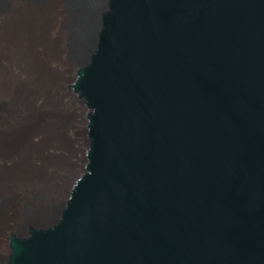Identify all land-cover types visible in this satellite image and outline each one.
<instances>
[{
	"label": "water",
	"instance_id": "water-1",
	"mask_svg": "<svg viewBox=\"0 0 264 264\" xmlns=\"http://www.w3.org/2000/svg\"><path fill=\"white\" fill-rule=\"evenodd\" d=\"M114 1L82 192L13 264H264V0Z\"/></svg>",
	"mask_w": 264,
	"mask_h": 264
},
{
	"label": "bare ground",
	"instance_id": "bare-ground-1",
	"mask_svg": "<svg viewBox=\"0 0 264 264\" xmlns=\"http://www.w3.org/2000/svg\"><path fill=\"white\" fill-rule=\"evenodd\" d=\"M81 11L83 56L70 59L71 15L66 0H0V237L3 220L18 236H11L12 252L34 246L60 231L73 196L82 192L85 175L64 199L73 180L83 173L85 150L92 145L83 135L75 142L82 115L75 110L76 98L68 91V78L78 69L72 85L77 95L80 76L104 33L106 5L114 0H69ZM106 3V5H105ZM80 98V97H79ZM96 122V112L89 114ZM82 134V133H81ZM88 166V164H87ZM32 229L25 235L29 228Z\"/></svg>",
	"mask_w": 264,
	"mask_h": 264
},
{
	"label": "rangeland",
	"instance_id": "rangeland-1",
	"mask_svg": "<svg viewBox=\"0 0 264 264\" xmlns=\"http://www.w3.org/2000/svg\"><path fill=\"white\" fill-rule=\"evenodd\" d=\"M66 5L67 8L70 12L71 15V24H70V28H71V37H70V41H69V49H70V59L73 61H80V59L83 56V50H84V45L81 44V38H80V34H81V29L83 30V32L86 31L84 23H82L80 21L81 18V11L75 7L72 2H70L69 0H66ZM79 70V69H78ZM76 71L75 73L72 74V76H70L68 78V84H67V89L69 92H71L74 97L76 98V107L77 109L75 110L77 115H82V121H80V123H76V127L80 129L79 132L81 133H76L72 138L75 142H78L81 140V135H83L84 139H86V143L89 142V137H88V122H89V114L92 112L90 111L85 105H83L81 103V99L79 98L78 95L73 93V88L72 85L75 83L77 77H78V72ZM85 150V156H84V161H85V165H84V171L83 173H79L77 175V177L73 180L72 184H71V188L68 190L67 195L64 199V206L65 204L68 202V200L70 199L72 192H73V188L76 185L77 181L82 178L86 173H87V164H88V150L89 149H84ZM7 202L5 201V199L1 198L0 199V210L3 212H5L7 210ZM3 236L0 237V264H7L9 262L10 256H11V236H18V234L13 230L12 224H10L6 219L3 220ZM32 229H35V227H31L29 228L25 235L29 234L30 231Z\"/></svg>",
	"mask_w": 264,
	"mask_h": 264
}]
</instances>
